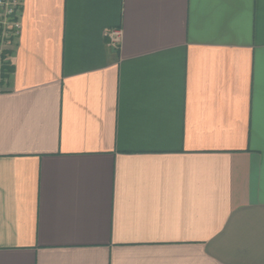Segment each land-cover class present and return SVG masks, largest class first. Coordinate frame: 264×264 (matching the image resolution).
Wrapping results in <instances>:
<instances>
[{"label": "crops", "instance_id": "obj_1", "mask_svg": "<svg viewBox=\"0 0 264 264\" xmlns=\"http://www.w3.org/2000/svg\"><path fill=\"white\" fill-rule=\"evenodd\" d=\"M18 16L0 264H264V0H21Z\"/></svg>", "mask_w": 264, "mask_h": 264}, {"label": "built area", "instance_id": "obj_2", "mask_svg": "<svg viewBox=\"0 0 264 264\" xmlns=\"http://www.w3.org/2000/svg\"><path fill=\"white\" fill-rule=\"evenodd\" d=\"M20 8L21 0H0V83L9 62V47L21 32V22L18 16ZM108 35L115 44L121 40L120 29H112Z\"/></svg>", "mask_w": 264, "mask_h": 264}, {"label": "trees", "instance_id": "obj_3", "mask_svg": "<svg viewBox=\"0 0 264 264\" xmlns=\"http://www.w3.org/2000/svg\"><path fill=\"white\" fill-rule=\"evenodd\" d=\"M10 55H11V51H8L9 62H8V64H7V67H6L5 71H4V77H3V80H2V82L0 83V87H1V88H2V86H4L5 82H6L7 79L9 78L10 73H11V71H12V69H13V67H12V63H11V59H10Z\"/></svg>", "mask_w": 264, "mask_h": 264}]
</instances>
